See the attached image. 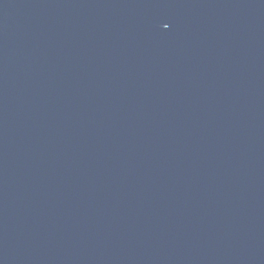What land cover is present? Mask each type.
<instances>
[{
    "label": "water",
    "instance_id": "95a60500",
    "mask_svg": "<svg viewBox=\"0 0 264 264\" xmlns=\"http://www.w3.org/2000/svg\"><path fill=\"white\" fill-rule=\"evenodd\" d=\"M0 264H264V0H0Z\"/></svg>",
    "mask_w": 264,
    "mask_h": 264
}]
</instances>
